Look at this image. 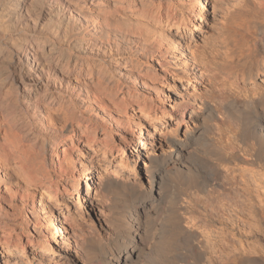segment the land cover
I'll return each mask as SVG.
<instances>
[{"label": "rangeland", "instance_id": "rangeland-1", "mask_svg": "<svg viewBox=\"0 0 264 264\" xmlns=\"http://www.w3.org/2000/svg\"><path fill=\"white\" fill-rule=\"evenodd\" d=\"M253 1L0 0V202L13 203L10 210L9 202L0 204L10 212L0 217V264H85L81 235L107 239L115 233L105 217L110 202L100 191L106 177L146 192L152 159L171 151L170 140L195 130L222 149L234 140L241 124L218 97L245 99L264 90V59L255 68L232 69L248 54L242 37L264 32V11ZM97 98L109 114H101ZM39 112L55 120L50 129L41 128ZM250 117L243 123L254 122ZM58 134L64 143L56 155L57 144L49 140ZM256 150L249 158L238 155L255 162ZM22 159H28L27 169ZM27 166L44 169L47 178L35 180ZM227 168L220 188L194 198L171 185L167 200L183 202L184 217L195 221L184 219L183 227L200 234L202 247L217 246L218 255L232 252L231 258L259 254L264 264V237L257 238L264 220L259 225L247 215L239 222L227 183L233 177L248 184L262 180L261 194L264 170L253 164ZM226 208H233L234 219L223 215ZM256 250L261 253L253 256ZM206 251L200 264L215 256Z\"/></svg>", "mask_w": 264, "mask_h": 264}, {"label": "bare ground", "instance_id": "bare-ground-1", "mask_svg": "<svg viewBox=\"0 0 264 264\" xmlns=\"http://www.w3.org/2000/svg\"><path fill=\"white\" fill-rule=\"evenodd\" d=\"M254 1V7L263 12L264 0ZM252 24H254L255 29L261 28L260 24H258L254 19L252 20ZM236 43L238 45L239 42ZM247 43L250 44L247 47L248 54L237 60V63L232 67V69L243 70L246 66H249V68H255L258 60L260 61L264 59V32L259 34L257 33V30L249 31L242 37L241 45L244 47ZM33 57H35L34 61H37L35 54ZM33 57L31 58L33 59ZM227 57L230 58L228 55ZM47 70L50 71L49 68ZM252 94V96H246L245 99H238L233 96H225L222 94L218 97L219 104L221 105L220 107H222L230 117L234 118L241 124V128L237 132L234 140L228 144L226 142L223 149L216 145L212 140L202 141L200 139V131L195 130L194 132L189 133L187 137L185 136V139L170 140L169 144L171 145V151L166 156H161L158 159L153 157L154 159H152L153 161L150 166L151 168L149 173V187L147 186L148 189L146 192L141 191L139 186H137L138 184L136 185L120 180L116 178L115 175L108 176V178L106 177V179H104V181L100 184V191L102 195L109 200L107 201V205L108 202H110L107 207L108 213L105 217L107 219V225L112 228L115 233L113 234V237H107V239L106 237L103 238L83 233L81 235L82 239L80 243V250L83 257L82 261L84 260L83 262L85 264H200L206 256V249H208L211 254L215 255L213 258L212 256L208 257L211 264H215L214 259L217 260L216 264H230L233 260L238 261L240 264H262V257L258 254L260 251L258 252L257 250V252H252V254L255 253L253 256L258 254L257 257L246 258L242 256L241 252H238L236 253L238 254L237 256H235V253L233 254L235 258H231L230 253L232 252L229 253L226 251V253L222 250V254L220 252V255H218L216 251L217 246L215 247L213 245V248L206 246L202 247V243L206 242H201L199 240L200 234L191 228V230L187 227L185 228V225L183 227L182 223L185 222L184 219H186L189 224H194L195 222H193L190 217H184L189 215H187L188 209L183 207V202L181 203L177 197L173 199L170 197L169 200H167L166 197V190L168 187H171V185H177L179 191L187 190L194 196V198L198 197L196 194L200 195V193H206L209 188H220L221 181L219 175L226 173V170L229 169L227 168L228 166L231 168H238L240 164H253L256 165V167L258 166L259 169L264 170V90L258 93L255 91V94ZM96 102L101 114H109L107 109L108 106L105 104L104 99L102 100V98H97ZM33 106L36 110L39 109L37 102L34 103ZM205 107L207 110L211 111L208 104H205ZM3 116L4 114L0 110V118ZM196 116L197 115L195 114L191 116L193 118L192 122L197 121L198 117ZM250 116L255 119L254 122L244 124L243 121L247 120ZM36 117L41 121L40 125L41 128H44V130L50 129L52 125H54L53 121L55 120H52V118L46 119L41 112H39ZM186 118V108H184L179 121L182 123L186 120ZM58 136H60V134L49 140L50 143L56 142L57 144L56 155L63 149H60L59 146L64 143L62 139V141H58ZM251 141H253L254 145L257 147L255 154V162H257V164L254 161H249L238 155V152H242L245 157L249 158L251 156L250 152L252 153L256 148L255 146V148H253ZM13 146L11 148H13ZM10 150L12 149H7V151ZM228 151L230 153H228ZM26 155H28V153ZM42 155L43 154H41V156ZM39 161H41L42 164L43 158H40ZM27 163H29L28 159H24L22 164L25 167ZM44 165L42 164L41 166L44 167ZM29 168L32 169L31 174H33L35 180L37 179L42 181L44 178H47V174L43 171L44 169H39L38 167ZM29 170L27 171L30 174ZM88 176L89 175L87 173V179ZM260 181L254 180L252 182L253 184H248L247 181L245 182L241 178L239 180H236L235 177L230 178L227 183L230 186L229 188L232 192V197H230L228 201L231 205H233L234 209L232 208V211V209L229 210L227 207L224 209L223 215L229 219L230 215L232 216L231 213L233 212L237 216V219H239L238 221H241V223V217L244 218L243 216L248 215L250 217L253 215L257 218L255 220L257 224L262 222L264 220V190L260 194L259 190H261L262 187ZM251 184L255 185L253 191L257 195L256 198H252L251 196L253 193L250 192V190H252ZM211 191L210 194H212ZM248 194L249 197H247ZM32 196V193L29 192V194L26 195V198L32 199ZM194 198L185 202L189 205ZM3 202H0V204H3ZM6 202L8 203L9 201ZM178 202H180L183 206H181V204H179V206ZM12 204L13 203H11V201L8 203V210L12 208ZM1 207L0 217H4V215L8 216L9 214L7 212L9 211L5 208L6 206L2 207L3 209L5 208V213V210ZM228 210L232 212L230 213ZM228 212L230 214H228ZM255 222L254 224H256ZM59 223L60 224H57L55 228L60 232L62 224V219L60 217ZM220 225L223 226L224 224L222 223ZM263 226L262 228L260 226L261 229L259 228L260 235L259 237L257 236L259 240L264 237ZM109 227H107V229ZM251 231L253 235H256L257 232L254 234L256 230L253 229ZM221 249L222 248H220V250ZM249 252L251 253V251Z\"/></svg>", "mask_w": 264, "mask_h": 264}]
</instances>
